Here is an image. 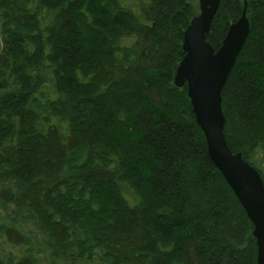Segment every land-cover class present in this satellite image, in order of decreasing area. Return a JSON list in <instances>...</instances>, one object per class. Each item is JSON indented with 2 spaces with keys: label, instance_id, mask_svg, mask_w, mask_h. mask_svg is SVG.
<instances>
[{
  "label": "trees",
  "instance_id": "trees-1",
  "mask_svg": "<svg viewBox=\"0 0 264 264\" xmlns=\"http://www.w3.org/2000/svg\"><path fill=\"white\" fill-rule=\"evenodd\" d=\"M225 137L264 182V0H221ZM199 0H0V264H257L175 77Z\"/></svg>",
  "mask_w": 264,
  "mask_h": 264
},
{
  "label": "water",
  "instance_id": "water-1",
  "mask_svg": "<svg viewBox=\"0 0 264 264\" xmlns=\"http://www.w3.org/2000/svg\"><path fill=\"white\" fill-rule=\"evenodd\" d=\"M221 0H199L200 15L184 34L181 61L175 77L177 88L187 87L198 126L203 131L208 154L253 224L257 264H264V182L260 172L241 153L235 154L225 137L226 118L222 92L250 35L246 9L232 24L222 46L215 50L207 40Z\"/></svg>",
  "mask_w": 264,
  "mask_h": 264
},
{
  "label": "rangeland",
  "instance_id": "rangeland-1",
  "mask_svg": "<svg viewBox=\"0 0 264 264\" xmlns=\"http://www.w3.org/2000/svg\"><path fill=\"white\" fill-rule=\"evenodd\" d=\"M0 46H1V41H0Z\"/></svg>",
  "mask_w": 264,
  "mask_h": 264
}]
</instances>
